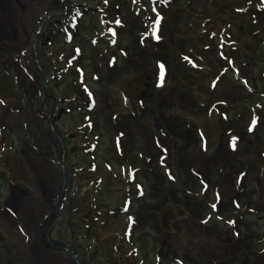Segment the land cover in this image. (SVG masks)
I'll list each match as a JSON object with an SVG mask.
<instances>
[{"label": "rangeland", "instance_id": "obj_1", "mask_svg": "<svg viewBox=\"0 0 264 264\" xmlns=\"http://www.w3.org/2000/svg\"><path fill=\"white\" fill-rule=\"evenodd\" d=\"M62 148L107 210L135 187L141 264H264V0H0V176L42 196ZM0 208L12 264L40 210L1 180Z\"/></svg>", "mask_w": 264, "mask_h": 264}, {"label": "flooded vegetation", "instance_id": "obj_2", "mask_svg": "<svg viewBox=\"0 0 264 264\" xmlns=\"http://www.w3.org/2000/svg\"><path fill=\"white\" fill-rule=\"evenodd\" d=\"M103 19H105V17ZM120 127L123 126L121 125ZM119 131L123 132L121 128H119ZM83 134L84 133L77 132V134H73L71 138L75 139L83 136ZM77 148L83 153L90 152V150H85L79 145H77ZM63 150L64 148H62V157L59 162L62 167L59 174H54L52 176L49 167L43 163L34 162L37 168H40L44 176L48 178L49 188H45L42 192V196H38L35 191L28 189L24 183L17 187L13 182L7 179L8 175L5 171L3 176H0V180L4 184L5 192L9 190L10 195L11 192H13L18 193L20 197L24 195L31 198L36 208L40 210L41 223L33 230L35 233L33 243L23 249L17 246H14V248H7V250L10 251L9 253L14 256L12 264H54V262H59L60 264H92V259H94V257L101 260V264H137L138 261L135 259L136 254L132 251L133 247L129 248L126 244L122 245L126 240L132 243L131 240H135V236H137L143 228L142 213H139L140 211L138 210L135 212L132 209L133 198L140 197L135 187L128 186L125 190L119 188L117 191L122 196L121 198L124 199L122 204H125L126 201H129V198H131L132 202L130 205L125 204L128 206L127 208L119 204L118 207L107 210V208L98 201L99 196L103 198L106 197L102 188L104 185L100 176L95 175V178L99 179H93V186L86 185L85 190L79 195V189H81L80 184L82 183L77 184L75 181L81 179L80 174H82V176H88L87 173L93 175V172L91 170H81L78 168L74 170V168L73 173H67L68 170L65 169L63 161V157L65 156ZM53 162L54 161H52V163ZM54 164L58 163L55 161ZM46 171H48L49 174ZM107 173L108 171H106L105 174ZM134 173L137 174L136 171H134ZM91 177L94 178V176ZM134 178L137 179L136 176H134ZM104 180L106 181V179ZM111 180L123 184L121 183V176H113ZM82 186H84V183ZM99 188V194L94 195L93 193L97 192ZM86 197L88 201L85 204V202L81 201ZM4 200L6 203V194L4 195ZM6 204L8 208L14 207L11 205V201H9V204ZM8 212V210L0 208V216L6 213L5 216L7 217ZM124 215L127 216L128 221L127 223H122L120 219V224H122L121 235L119 236V234L115 233L112 237L113 241L110 246L108 244L110 241L107 242L108 240L106 241L105 239L98 238L104 227L108 226L112 220H115L114 217L124 218ZM1 218L2 217H0V219ZM56 229L59 230L61 237L63 236L61 238L63 241L54 238L57 233ZM135 243H137V241H135ZM0 247L3 248L6 246L4 244L0 245ZM73 249L79 250L80 255L73 251ZM134 249L138 253V249ZM127 250L129 251L128 253L125 252ZM39 253L40 255H38ZM138 264L141 263L138 262ZM142 264H144V262Z\"/></svg>", "mask_w": 264, "mask_h": 264}, {"label": "water", "instance_id": "obj_3", "mask_svg": "<svg viewBox=\"0 0 264 264\" xmlns=\"http://www.w3.org/2000/svg\"><path fill=\"white\" fill-rule=\"evenodd\" d=\"M51 98H52V97H51ZM53 101H54V102L56 103V105H57V111H56V113L60 116L62 109L59 108V105H58L59 103H58V102H56L54 99H53ZM59 116H58V117H59ZM53 122H54V117L51 118L50 124L53 125Z\"/></svg>", "mask_w": 264, "mask_h": 264}, {"label": "snow or ice", "instance_id": "obj_4", "mask_svg": "<svg viewBox=\"0 0 264 264\" xmlns=\"http://www.w3.org/2000/svg\"><path fill=\"white\" fill-rule=\"evenodd\" d=\"M156 24H157V26L159 25V18L157 19ZM157 39H158V37H157ZM253 123H255V121ZM249 131H252V128H250ZM213 209H215V205H213Z\"/></svg>", "mask_w": 264, "mask_h": 264}]
</instances>
